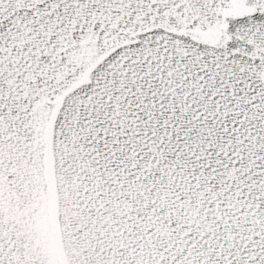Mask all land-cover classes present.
I'll return each mask as SVG.
<instances>
[{"label":"snow or ice","instance_id":"1","mask_svg":"<svg viewBox=\"0 0 264 264\" xmlns=\"http://www.w3.org/2000/svg\"><path fill=\"white\" fill-rule=\"evenodd\" d=\"M0 264H264V0H0Z\"/></svg>","mask_w":264,"mask_h":264}]
</instances>
